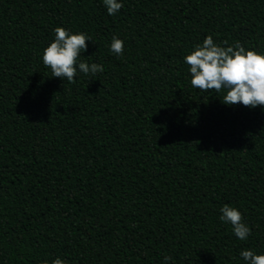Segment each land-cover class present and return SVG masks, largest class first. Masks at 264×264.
<instances>
[{"label":"trees","instance_id":"obj_1","mask_svg":"<svg viewBox=\"0 0 264 264\" xmlns=\"http://www.w3.org/2000/svg\"><path fill=\"white\" fill-rule=\"evenodd\" d=\"M118 2L0 0V264H247L264 254V106L194 88L184 57L209 35L264 54V0ZM57 27L91 39L75 83L43 64Z\"/></svg>","mask_w":264,"mask_h":264},{"label":"clouds","instance_id":"obj_2","mask_svg":"<svg viewBox=\"0 0 264 264\" xmlns=\"http://www.w3.org/2000/svg\"><path fill=\"white\" fill-rule=\"evenodd\" d=\"M109 15H115L123 4L118 0H104ZM55 39L43 51V64L50 68L53 77L75 83L77 60L81 50L87 51V41L91 40L84 33L70 34L65 28L57 27ZM111 51L123 55V40L113 37ZM190 66L191 85L201 91L215 90L217 93L226 90L222 103L226 105L243 104L255 108L264 106V54L246 50L240 43L232 47H221L214 43L211 35L202 45L184 57ZM79 70L85 74L96 75L103 72V66L81 62ZM220 219L232 225L234 234L240 240H246L251 229L243 222L241 212L229 205L221 209ZM242 258L247 264H264V254H255L252 250H243ZM171 259L165 256V264ZM52 264H66L59 257Z\"/></svg>","mask_w":264,"mask_h":264}]
</instances>
